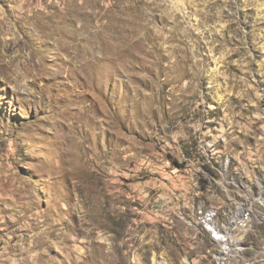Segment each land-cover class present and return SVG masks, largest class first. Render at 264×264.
Returning a JSON list of instances; mask_svg holds the SVG:
<instances>
[{
	"label": "rangeland",
	"instance_id": "1",
	"mask_svg": "<svg viewBox=\"0 0 264 264\" xmlns=\"http://www.w3.org/2000/svg\"><path fill=\"white\" fill-rule=\"evenodd\" d=\"M0 264H264V0H0Z\"/></svg>",
	"mask_w": 264,
	"mask_h": 264
},
{
	"label": "bare ground",
	"instance_id": "2",
	"mask_svg": "<svg viewBox=\"0 0 264 264\" xmlns=\"http://www.w3.org/2000/svg\"><path fill=\"white\" fill-rule=\"evenodd\" d=\"M226 234V233H225ZM229 235V234H228ZM230 238H232V237H230ZM233 247H235V248H238L237 247V245L236 244H232L231 243V245H230V249H232ZM238 250V249H237ZM233 251V250H232ZM228 254V253H227ZM218 255V254H217ZM222 256V255H221ZM226 256V255H225ZM223 259V258H222ZM224 261V260H223Z\"/></svg>",
	"mask_w": 264,
	"mask_h": 264
},
{
	"label": "built area",
	"instance_id": "3",
	"mask_svg": "<svg viewBox=\"0 0 264 264\" xmlns=\"http://www.w3.org/2000/svg\"><path fill=\"white\" fill-rule=\"evenodd\" d=\"M220 239H223V237H220ZM222 247H224V243H223V246Z\"/></svg>",
	"mask_w": 264,
	"mask_h": 264
},
{
	"label": "trees",
	"instance_id": "4",
	"mask_svg": "<svg viewBox=\"0 0 264 264\" xmlns=\"http://www.w3.org/2000/svg\"><path fill=\"white\" fill-rule=\"evenodd\" d=\"M176 161V160H175ZM176 163H177V161H176Z\"/></svg>",
	"mask_w": 264,
	"mask_h": 264
}]
</instances>
